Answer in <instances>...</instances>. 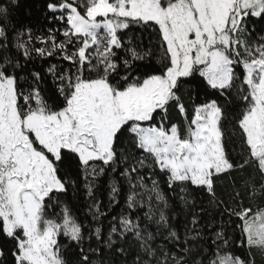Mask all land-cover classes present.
I'll return each instance as SVG.
<instances>
[{"label":"snow or ice","instance_id":"obj_1","mask_svg":"<svg viewBox=\"0 0 264 264\" xmlns=\"http://www.w3.org/2000/svg\"><path fill=\"white\" fill-rule=\"evenodd\" d=\"M18 2L0 264H264V0Z\"/></svg>","mask_w":264,"mask_h":264},{"label":"trees","instance_id":"obj_2","mask_svg":"<svg viewBox=\"0 0 264 264\" xmlns=\"http://www.w3.org/2000/svg\"><path fill=\"white\" fill-rule=\"evenodd\" d=\"M45 3L46 0H19L18 6L13 9V16L25 22L37 23L43 17Z\"/></svg>","mask_w":264,"mask_h":264}]
</instances>
